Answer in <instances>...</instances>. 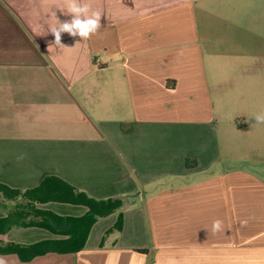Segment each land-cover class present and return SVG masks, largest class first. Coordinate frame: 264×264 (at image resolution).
<instances>
[{"label":"crops","instance_id":"crops-1","mask_svg":"<svg viewBox=\"0 0 264 264\" xmlns=\"http://www.w3.org/2000/svg\"><path fill=\"white\" fill-rule=\"evenodd\" d=\"M82 2L101 27L87 40L62 33L61 47L51 29L72 18L64 0H0V184L24 191L53 176L121 199L122 229L107 232L115 212L76 253L0 264H264V166L253 160L264 91L249 92V76H264V22L249 24V0ZM255 34L262 52L249 59ZM26 203L0 194V219ZM58 204L36 207L87 212ZM60 238L12 228L0 245Z\"/></svg>","mask_w":264,"mask_h":264},{"label":"trees","instance_id":"trees-1","mask_svg":"<svg viewBox=\"0 0 264 264\" xmlns=\"http://www.w3.org/2000/svg\"><path fill=\"white\" fill-rule=\"evenodd\" d=\"M0 194L6 201H27L24 208L16 207L12 213L0 219V234L12 228L37 227L62 237L28 246L14 243L0 245V254H15L23 262L47 253L70 254L82 250L94 223L112 213L118 212L117 220L107 232L122 229L121 199H93L58 177H46L37 187L24 191L0 184ZM50 202L83 206L87 212L80 217L59 216L36 207ZM53 226L63 229L57 231Z\"/></svg>","mask_w":264,"mask_h":264},{"label":"clouds","instance_id":"clouds-1","mask_svg":"<svg viewBox=\"0 0 264 264\" xmlns=\"http://www.w3.org/2000/svg\"><path fill=\"white\" fill-rule=\"evenodd\" d=\"M66 14L71 15L70 20L59 21L58 27L51 29L55 37V44L65 47L61 42V34L68 33L72 37H80L87 40L91 35L97 33L101 27V12L93 11L91 5L82 0H64ZM256 123H264V114H254ZM224 228L223 221L216 219L212 223L211 231L215 234Z\"/></svg>","mask_w":264,"mask_h":264},{"label":"rangeland","instance_id":"rangeland-1","mask_svg":"<svg viewBox=\"0 0 264 264\" xmlns=\"http://www.w3.org/2000/svg\"><path fill=\"white\" fill-rule=\"evenodd\" d=\"M242 5V4H241ZM245 7H238V11H248L249 10V24L251 22V25H262L261 23H263L264 18L258 17V15H260V13H264V0H249V9ZM251 14L253 17H251ZM261 37V35H249V59H251V57H254V59H258L256 58L257 55L255 54H260L262 51L257 49V47H255V43L253 42L252 37ZM264 52V51H263ZM251 61H256V60H251ZM264 75V73H263ZM262 79H257V78H253L252 76H249V92H252L253 90H263L264 91V76L261 77ZM251 100H253L251 98ZM250 100V101H251ZM260 101V99H258ZM264 149V147H263ZM263 153V154H262ZM259 155L258 157H256L257 162H259L260 166H264V151ZM60 207H65V208H70V207H74V206H68V205H64V204H58ZM60 212H68L66 210H62Z\"/></svg>","mask_w":264,"mask_h":264}]
</instances>
